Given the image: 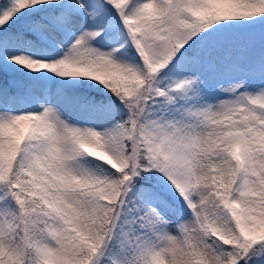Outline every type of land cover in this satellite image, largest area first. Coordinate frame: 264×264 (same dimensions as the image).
<instances>
[{
  "label": "snow or ice",
  "instance_id": "6c2138e0",
  "mask_svg": "<svg viewBox=\"0 0 264 264\" xmlns=\"http://www.w3.org/2000/svg\"><path fill=\"white\" fill-rule=\"evenodd\" d=\"M0 264H264V0H0Z\"/></svg>",
  "mask_w": 264,
  "mask_h": 264
}]
</instances>
